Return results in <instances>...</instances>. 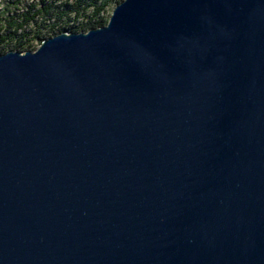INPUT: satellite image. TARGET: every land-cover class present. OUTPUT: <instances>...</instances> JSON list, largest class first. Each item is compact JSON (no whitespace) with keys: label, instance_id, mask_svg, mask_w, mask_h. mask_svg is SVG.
Instances as JSON below:
<instances>
[{"label":"water","instance_id":"1","mask_svg":"<svg viewBox=\"0 0 264 264\" xmlns=\"http://www.w3.org/2000/svg\"><path fill=\"white\" fill-rule=\"evenodd\" d=\"M0 264H264V0L0 53Z\"/></svg>","mask_w":264,"mask_h":264},{"label":"trees","instance_id":"2","mask_svg":"<svg viewBox=\"0 0 264 264\" xmlns=\"http://www.w3.org/2000/svg\"><path fill=\"white\" fill-rule=\"evenodd\" d=\"M19 2L15 1L0 12L2 49L8 47L24 51L31 49L35 39L46 38L47 33L87 31L105 25L108 19H104L103 13L114 0H34L25 11L17 14L14 10L18 9ZM81 16L84 21L77 23ZM30 26H36V29L27 30Z\"/></svg>","mask_w":264,"mask_h":264},{"label":"rangeland","instance_id":"3","mask_svg":"<svg viewBox=\"0 0 264 264\" xmlns=\"http://www.w3.org/2000/svg\"><path fill=\"white\" fill-rule=\"evenodd\" d=\"M15 1L17 0H0V12L4 10V8L12 3H14ZM51 1H55V0H51ZM123 0H114V2L108 6L105 10V12L103 13V17L104 19H110L115 7L120 3L122 2ZM36 2V1H35ZM34 3V0H20L19 4H18V9L14 10L17 14L18 13H22L23 11H25L27 9V7ZM59 4V2L57 3ZM11 15L14 14L13 11L10 12ZM83 17L81 16L78 20H77V23H81L83 22ZM31 29H36V26H30L27 28V30H31ZM32 31V30H31ZM46 37H50V36H53L51 35V33H47V35L45 34ZM1 39V38H0ZM42 40L40 38H37L35 39L32 43H31V49L35 50L37 49L40 44H41ZM3 47H0V53H5L9 50H11L12 48H5V49H2Z\"/></svg>","mask_w":264,"mask_h":264}]
</instances>
